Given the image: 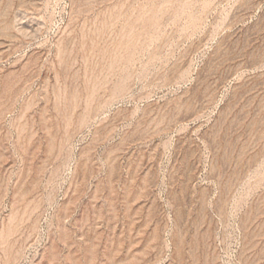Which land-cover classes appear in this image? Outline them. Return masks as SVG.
<instances>
[{
	"label": "rangeland",
	"instance_id": "374dc122",
	"mask_svg": "<svg viewBox=\"0 0 264 264\" xmlns=\"http://www.w3.org/2000/svg\"><path fill=\"white\" fill-rule=\"evenodd\" d=\"M0 264H264V0H0Z\"/></svg>",
	"mask_w": 264,
	"mask_h": 264
}]
</instances>
